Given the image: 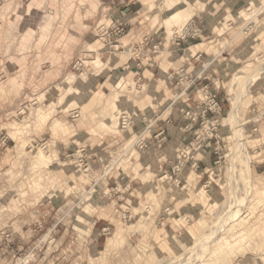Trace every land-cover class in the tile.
Masks as SVG:
<instances>
[{
    "label": "rangeland",
    "instance_id": "obj_1",
    "mask_svg": "<svg viewBox=\"0 0 264 264\" xmlns=\"http://www.w3.org/2000/svg\"><path fill=\"white\" fill-rule=\"evenodd\" d=\"M127 1L0 0V136L8 137L0 150V264H264V0H172V5L170 0H131L161 12L162 21L176 8L207 3L209 33L194 44L214 56L215 62H202L211 73L209 82L219 87L209 88L224 100L221 126L211 135L205 125L196 136L214 142L208 148L216 153L209 183L199 180V168L193 172L187 165L174 168L186 182H174L173 168L168 171L159 162L158 152L155 164L136 145L127 161L108 157L122 154L120 144L107 158L91 157L80 141L84 134L76 136L75 128L81 127L89 138L120 139L122 107L119 123L112 120L115 128L99 123L112 124L105 114L112 113L109 102L115 95L121 98L125 83L96 111L90 98L96 75L107 74L129 55L124 42L110 48L96 30L98 22L109 24L110 7ZM249 20L254 27L244 36ZM175 30L179 25L173 24L171 35ZM163 36L166 45L170 37ZM96 60L98 66L92 63ZM236 98L233 121L228 113ZM48 103L54 113L39 126L36 115ZM17 108L26 113L15 119ZM56 121L64 126L53 131ZM70 143L85 148L68 150ZM198 145L182 155L198 159ZM43 147L41 165L37 154ZM116 168L124 185L135 179V191L110 190ZM239 231L244 234L240 243L214 253L215 237Z\"/></svg>",
    "mask_w": 264,
    "mask_h": 264
},
{
    "label": "crops",
    "instance_id": "obj_2",
    "mask_svg": "<svg viewBox=\"0 0 264 264\" xmlns=\"http://www.w3.org/2000/svg\"><path fill=\"white\" fill-rule=\"evenodd\" d=\"M206 5L207 3L204 1H197L188 8L193 11L191 19L199 28V37L189 39L187 42L169 40L166 45L163 36L166 31L161 12L146 10L145 5L131 0L120 6L109 8L110 19L120 18L127 22V32L116 43L119 46L121 42H124L121 45L122 49L129 55L120 57L116 65L109 67L107 74L96 75L95 78L98 82L93 79L94 83L91 85L93 92H91L90 100L95 98L93 107H95V111L98 110L99 103L103 101L106 95L118 89L115 88L117 82L123 81L126 89L120 92V95L124 102L122 108L125 113L123 115L126 114L128 122L124 130L119 127V141H113L105 136H91L89 138L86 133L87 130L77 126L78 128H75L77 130L76 136L84 134L86 139L81 137L80 141L82 146L89 147L91 157L104 154L107 158V154H111L109 149L120 144L122 154L116 156L114 155L115 152H112L108 157L115 158L117 161L126 158L127 161L130 159L127 156L130 147L135 146L136 139L140 137L145 145L143 151L148 157L147 161L157 164L158 152L160 154L159 162L166 164V167L169 168L168 171L171 168H178L180 166L178 162H183V166L187 165L193 172L199 168L197 177L199 180L203 178L205 183H209L206 179L209 175L208 172L215 163L216 153L208 148L214 142L199 140L196 136L205 125H209V129H213L214 126H216L215 128L221 126L219 119L223 112L224 100L217 95L220 105L219 114L208 113L203 120L199 117L203 99L202 87L209 85L214 89L219 88L213 82H209L211 73L204 70L206 63L202 62L206 59L208 63H213L215 62L214 56L198 49L193 57H186L185 59L182 57L191 43L193 45L201 44L194 43L204 39V35L209 33L204 11ZM154 46H157L162 52L160 54L152 53ZM180 53L183 55L178 58L177 54ZM157 54L159 55L157 56ZM164 56L166 58L161 59ZM107 64L111 65L113 61L109 60ZM188 107L193 110L194 120H189L184 116V111ZM90 111L85 113L88 114ZM72 112L73 116H79L76 110ZM161 131L163 134L159 136ZM209 133L212 135L211 131ZM197 144H199L200 157L198 159L195 157L183 159L182 152L184 149ZM70 145L72 148L66 147L69 148L68 150L78 151L79 147L85 148L80 145H73V143ZM62 155L63 153H61ZM174 170H171L170 179L174 177V182L179 183L181 180L186 182L184 176L179 178L181 171ZM115 172H117L115 177H112L113 175L109 177L113 186L115 185V187L110 188L111 191L117 190L119 192L121 190L122 194L135 191L134 178L129 179V182L124 185L123 182H120V179H124L123 173L118 172L117 168ZM165 174L168 175V172ZM139 182L138 185L140 186ZM132 194L134 193L132 192Z\"/></svg>",
    "mask_w": 264,
    "mask_h": 264
},
{
    "label": "bare ground",
    "instance_id": "obj_3",
    "mask_svg": "<svg viewBox=\"0 0 264 264\" xmlns=\"http://www.w3.org/2000/svg\"><path fill=\"white\" fill-rule=\"evenodd\" d=\"M172 3H173V1L170 0V5H172ZM192 15H193V11L191 9H188L187 7H185V8H176L174 11H172L170 13V15L168 16V18H166L164 20V22H163V24H164V26L166 27V30H167L166 31V37H170L171 36V27L173 26V24L179 25V27L181 29V27L183 26V24L187 20L191 19ZM200 46H201V44H199V45H193V46L188 47L185 50V53H184V55L182 57H188V58L189 57H193L194 54H195V52L199 49ZM92 63H94L96 66H98L100 62L98 60H96V61H93ZM255 76H258V75H255ZM259 76H260V74H259ZM70 79L71 80L72 79L75 80L74 76L71 77ZM8 81H10V80H8ZM121 87H122V81L117 82L115 88H118L119 89ZM78 88L79 87L74 88V90H73L74 92L73 93L78 94ZM67 93L70 94V91L67 92ZM34 95H36V94H34ZM65 95H63L60 98V100H58V102H57L58 104H60L64 100ZM81 98L82 97L76 98L75 103L77 104L81 100ZM109 106H110V108L112 110V113H108L106 111L107 114H105V116H107L110 121H112L113 118H115L118 121V118L120 117L119 114H121L119 112V108L124 106L123 100L121 98H119V96L115 95L113 97V100L109 102ZM53 108H54V106L51 105V104H49V103L42 105L39 108V113H37V115H36V119H35L36 122L35 123H37L39 126L45 125L48 122V120L50 119L51 115L54 113ZM238 109H239V98L238 99L236 98V99H234L232 101L231 109H230V111L228 113V118L231 119V120H233V121H237ZM101 117H103V116H101ZM117 121L116 122H113L112 121V124H105V123H103V121H100L99 126L101 128H107V129L110 130V128H113V127L115 128V126H117ZM57 122L58 121H56L55 123H52L51 124V128H52L53 131L57 130L58 127H59V125L61 127L64 126V124H60V123H57ZM118 123H119V121H118ZM53 125H54V127H53ZM60 130H62L64 132L69 131L66 128H60ZM25 145H26V142H24L22 144H19L18 147H17V150L20 151V152H22V150L25 148ZM45 154H46V152H45V148L44 147L41 150L38 151V154H37V163L38 164L44 163L46 161V155ZM34 167H36V166H33V168ZM219 227H217V229ZM234 233L235 234L232 233L231 236H229V237H221V238L215 237V239L212 241V243H214L216 245V247L214 249V253H219V252L224 251V250H229V249H231L232 246L237 245L238 243H240L244 239V234H243L242 231L234 232Z\"/></svg>",
    "mask_w": 264,
    "mask_h": 264
},
{
    "label": "built area",
    "instance_id": "obj_4",
    "mask_svg": "<svg viewBox=\"0 0 264 264\" xmlns=\"http://www.w3.org/2000/svg\"><path fill=\"white\" fill-rule=\"evenodd\" d=\"M249 11V9H247ZM109 24L106 25L102 22H98L97 25V35L99 37V40H101L104 43H107L110 45L111 48H118V44L116 43L117 40L122 37L126 32H127V22L125 20H122L120 18H113L109 20ZM254 25L252 21H248L244 28L242 29V34L244 36H249ZM199 37V28L196 27L195 21L193 19H189L187 23L179 30H175L172 35L170 36V40L172 41H182V42H187L189 39H194ZM162 50L157 48V46H154L152 49V53H158L161 52ZM202 107L201 111L199 113V117L203 120L207 116L208 113L212 114H219L220 113V105L217 99V94L214 90L209 88V85H205L202 87ZM25 111L22 108H17L14 111V114L12 115L13 118L17 119L19 116L25 115ZM184 116L189 119V120H194L193 117V110L188 107L184 111ZM127 122L128 119L125 115H122L120 117V123L119 127L121 130H124L127 127ZM216 126L210 128L209 130L211 132L215 131ZM163 132L159 134L162 135ZM8 140L7 135H1L0 136V150L6 145ZM135 145L139 147V149L144 150L145 145L138 137L135 141ZM183 159H187V154L182 155ZM183 165V162H178V164ZM174 169V168H173ZM172 169V170H173Z\"/></svg>",
    "mask_w": 264,
    "mask_h": 264
}]
</instances>
